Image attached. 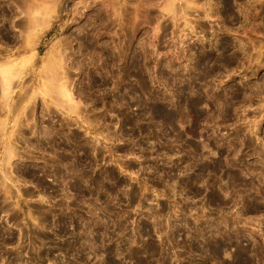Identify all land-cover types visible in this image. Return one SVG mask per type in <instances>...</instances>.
<instances>
[{
    "label": "rangeland",
    "instance_id": "374dc122",
    "mask_svg": "<svg viewBox=\"0 0 264 264\" xmlns=\"http://www.w3.org/2000/svg\"><path fill=\"white\" fill-rule=\"evenodd\" d=\"M3 122L0 264H264V0H0Z\"/></svg>",
    "mask_w": 264,
    "mask_h": 264
},
{
    "label": "bare ground",
    "instance_id": "6f19581e",
    "mask_svg": "<svg viewBox=\"0 0 264 264\" xmlns=\"http://www.w3.org/2000/svg\"><path fill=\"white\" fill-rule=\"evenodd\" d=\"M4 79H6V82H2L1 83V91L3 92V94H7V93H9L11 91V87H10V84H9V82L7 80L6 75H5ZM56 91H57V93H58V95L60 97L66 99L67 103L70 104L69 107H70L71 110L76 111L78 109L79 103L74 100L72 91L68 88L66 82H62V83L58 84L56 86ZM26 97H27L26 90L23 89V92L21 94V98L25 99ZM1 110H4L6 112H16L18 110V108H16V106H14V105H10V104L4 103V105H3ZM0 125L1 126L4 125V122L0 123ZM14 128H15V125L12 127V130ZM13 135H14V132L11 131L8 134V138H12ZM5 154H6V160H5V163L3 165V168L5 170L6 178H8L10 180V178L8 177L10 175V171H9L10 162L16 157L14 145L12 144V142H8L6 144V152H5Z\"/></svg>",
    "mask_w": 264,
    "mask_h": 264
},
{
    "label": "flooded vegetation",
    "instance_id": "af4514ba",
    "mask_svg": "<svg viewBox=\"0 0 264 264\" xmlns=\"http://www.w3.org/2000/svg\"><path fill=\"white\" fill-rule=\"evenodd\" d=\"M23 176H24V180H25V176H26V169L24 168V170H23ZM26 193H24V195H25ZM4 204V201H0V209L4 206L3 205ZM0 228H5L4 226H0Z\"/></svg>",
    "mask_w": 264,
    "mask_h": 264
}]
</instances>
